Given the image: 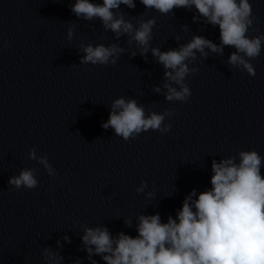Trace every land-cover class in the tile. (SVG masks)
Returning a JSON list of instances; mask_svg holds the SVG:
<instances>
[{"label":"clouds","instance_id":"obj_1","mask_svg":"<svg viewBox=\"0 0 264 264\" xmlns=\"http://www.w3.org/2000/svg\"><path fill=\"white\" fill-rule=\"evenodd\" d=\"M140 3L164 15L175 8L194 6L209 24L218 26L221 44L235 48L228 63L255 77L250 61L260 55L264 35H247L254 19L249 0H140ZM121 4L135 8V0H102V3L75 0L71 11L85 20L99 18L104 28L117 37L122 33L131 35L141 46L143 55L148 50L155 19L140 21L134 29L123 14H114L113 10ZM71 35L69 30V38ZM205 48L223 52L222 47L202 36H194L178 49L164 52L152 49L153 56L165 69V78L179 86L178 90L169 83L164 84L168 101L188 102L191 90L184 78L196 69H189L185 61L195 59L197 51L206 56ZM83 52L81 64L114 65V57L123 49L116 45L93 47L89 44L83 47ZM168 114L152 112L145 116L144 108L134 99L125 101L121 97L112 102L109 117L101 126L111 127L117 136L128 141L149 130L169 131L171 125L163 123ZM29 157L36 159L34 149L30 150ZM238 157V162L235 157L219 163L213 160L211 187L199 194L193 189L184 198L175 219L170 215L167 222H162L158 213L140 215L134 237L120 232L113 238L107 227L85 228L81 239L89 256L100 255L105 264H264V175L261 171L264 157L256 150L239 151ZM40 163L52 174L46 157H40ZM8 183L16 189L37 186L32 169L22 170L18 176L10 177ZM142 190L143 186L137 189ZM125 223L130 225L128 220Z\"/></svg>","mask_w":264,"mask_h":264}]
</instances>
